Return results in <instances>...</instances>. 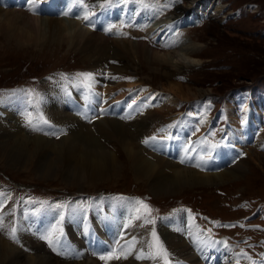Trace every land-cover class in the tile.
I'll list each match as a JSON object with an SVG mask.
<instances>
[{
	"label": "rangeland",
	"instance_id": "374dc122",
	"mask_svg": "<svg viewBox=\"0 0 264 264\" xmlns=\"http://www.w3.org/2000/svg\"><path fill=\"white\" fill-rule=\"evenodd\" d=\"M152 1H155L157 6L164 5L166 9L163 6V10L167 14H171L174 4L181 3L182 0ZM201 1L203 0H193V5L201 13H198L195 22L179 28L183 35L190 38L192 42L197 43L198 49L193 52V57H185L187 65L178 69H176L175 65H172L175 64L174 62H171V64L167 61L162 62L163 59L160 61L156 57L152 60H145L139 56L134 55L132 57L128 55L130 67L124 70L123 73H103L102 75V73L94 72L93 69V72L89 70L90 60L81 52L63 42L61 44H58L57 41L50 42L47 36H40L38 33L35 35L28 28L20 29L22 25L19 23L15 25L18 28H11L14 31L13 33L11 31L8 32L10 35L6 32L3 35L0 29V139L1 135L5 133L2 132V127L6 129L8 124H19L20 122H22L23 127L27 131H25V134H28L27 136L31 138L38 135L57 142L62 137H65L63 135L67 131H60L63 128L55 124L53 119H50L52 115L45 107L44 98L52 95L54 99L58 100L57 106L64 105V111L69 112L73 116L76 115L77 120L85 124L86 131L95 136L96 140L100 141L102 145V141L105 140L103 146L107 145L105 147L115 154L118 162L122 163L121 168L115 172L116 174L109 170L105 172V176L99 175L102 177L92 185H73L65 182L71 179L70 174H68V177L63 178L60 175L54 178H39L32 169L28 168L25 170L19 166H10L8 168L0 163V189L4 187V193L0 195L1 200H3L0 201V218L4 216L7 219L4 223L9 222L8 224L11 225L16 215L23 216L22 219H24L27 215L26 213H31L30 217L35 221L41 218V213H39L41 211L43 218L38 220V224L41 222L42 231L37 225H35V229H31L30 225L27 227L29 221L24 225L28 234L32 235L33 233L30 236V241H36L41 254H46L47 257L54 261L75 259V255H73L74 257H68L65 256L66 254L61 253L59 244L63 237L67 242L74 241L71 233L76 234V232L72 225H75V222L79 220V216L74 215L73 219L72 217L70 218L72 225H70L71 222L69 223L68 220L72 214V208L76 206L80 208V211L82 209L79 215L90 217L89 219L92 223L89 224L90 221L87 218L86 220L80 218L78 226L82 227V223L84 225L86 222L87 227L89 224V226L98 228L97 220L102 218L105 221L102 225L98 223L99 231L96 229L98 232V237L96 238L103 240L105 243L99 246L103 252L101 250L93 251L92 248L87 249V252L92 250L93 254L99 258L101 255H107L108 250L116 248V254L123 256L121 257L122 260L120 258L104 261L99 260V258V261L97 260L100 262L99 264H126L123 261L126 257L120 243L123 235L126 237L130 235L133 239V242H130L127 247L140 248L143 253L148 255V260L138 259L136 261V258H133V260L129 258L131 263L127 262V264H163V258L160 257L157 263H153L154 259L149 255V253L154 254L155 252V249L150 247L154 242L152 237L153 230H155L160 242L167 250L168 260H171V256L172 259L177 260V255L174 253L175 249L169 246L163 229L168 228L171 232L176 230L177 235L181 238L191 237L186 236L189 231L185 232V228L190 225L188 224L189 220L191 218L192 220L194 219L189 217L185 212L187 210L184 209H188L198 219L199 224L205 231H208H206L208 235L216 240L225 241L231 249H234V252L237 253L235 255L246 256L251 264H258L257 259L264 257V148H257L254 144H249V149L244 152L240 147H236V151L233 150V153L243 152L241 160L244 163V168H241L242 172L233 176L230 175V178L222 182H205L195 185L184 184L178 189L173 188L165 190L163 193L155 194L151 191L150 180H146L140 175L138 176L135 169L125 160L121 144L109 133L111 130L110 125L108 126V131L103 129L102 132L98 133V128L95 127L98 115L92 113L85 118L86 120H81L78 118V111L74 114L68 108L70 104L68 95L73 96L74 94V97L81 101L78 97L81 94L80 91H88L89 88H91L88 92L89 95L95 93L98 96H104L105 90H107V94L104 97L98 98L104 100H107L105 97H109V93L114 96V100H123L126 96H130L133 93L136 95L135 92L140 93L143 91L147 95H151L155 91H163L162 86L167 85L168 78L167 75L164 77L165 73L170 76V81H181L183 85H188L201 91L202 94L197 98L202 100L205 109L201 110V113H197L193 110V107L198 105V99H182L174 93H172L173 95L169 94L174 101L179 99L181 105H177V103L176 105H171L173 106L172 108L166 107V103L164 106L162 104L163 107L161 108L154 105L152 111L156 108L154 111L157 116L153 115L154 119L146 124L143 129L146 128L147 133L146 135H141V138L143 137L142 140L136 139L137 142L141 143L146 138L155 137L156 145L158 141H161V152L164 153L167 150L169 151V156L173 157L175 151L173 152L166 145V137H163L165 136L164 133L162 134L161 130H159L161 128L160 122L172 120L173 118L176 121L181 117L186 119V116L189 117L190 114L197 117L203 115L206 109L208 110L207 117L210 118V121L206 122L202 132L206 133L207 127L210 126L207 136L212 139V142L218 141L220 137L221 139L224 138L228 133L227 129H232L233 127V125L229 124V121L234 122L231 119L227 121L224 117L226 116L223 111L225 108L224 103L231 102L233 107L238 105L243 110L246 107L253 109L252 105L264 102V0H212L213 5H219L218 7L221 8L219 12L212 7L205 8L200 5ZM17 4L18 2L11 8L9 5H3V13H8L13 8L18 11L19 6ZM71 17L76 18V16ZM119 30L121 31V36L118 35L116 38L126 41L140 40L145 44L157 45L160 48H158L159 52L170 51L171 48L164 45L173 44L169 43V39L165 40V37L158 39L160 40L159 43L153 42L152 39H149L151 37L145 35L144 31L137 30V28L122 25ZM104 33L110 32L105 31ZM107 61L111 63L112 60L106 59V61L103 60L101 62L103 66L106 65L104 66L106 70H108ZM80 73H92L93 77L89 80L80 76ZM75 76L82 78V80L87 79L89 82L85 83L88 88L83 86L79 79H76L77 82H73ZM135 81L140 82L139 86L136 85L138 82ZM117 84H120L121 87L113 88V90L112 88L109 89V87ZM51 87H55L56 90L51 89ZM16 88L23 89L27 93V97L22 100L26 106H23L22 102H19V104L13 102L10 104V106H14L13 109L7 108L5 110V104H2V99L7 96L6 94L17 90ZM129 90H132L130 91L131 93L128 92ZM122 92L123 95L121 94ZM239 94L243 96L241 101L236 99V95ZM65 95L68 99H66ZM135 97L138 98L140 96ZM136 98L133 99L136 100ZM134 102L129 108H127V104L124 110L125 114L128 110L134 108ZM43 103L44 106H42ZM244 103L246 104L243 105ZM72 108H74L73 104ZM221 110L223 111L222 117L217 119L222 113ZM119 112V110L112 114L109 112L108 118H115ZM13 115L16 119L13 118ZM94 116L97 117L92 120L90 117ZM261 117L262 119L260 120L263 122L260 124L264 128V118L263 116ZM116 119L119 120V117ZM120 119L124 127H128L129 130L133 129V126H130L128 122L130 118L129 120L128 118ZM45 120L48 121V126L44 124ZM183 122L186 123H182V126L188 130L189 123L185 120ZM50 125L55 126V128L50 127ZM15 127L17 128V126L14 125V130H16ZM34 128L42 130L37 131ZM52 132L56 134H50ZM99 134L101 135L100 137ZM194 135L199 136V133ZM134 136L136 135L134 134ZM172 136L171 144L172 141L174 143L177 139V134H172ZM201 137L205 138L204 136ZM154 141L148 144L144 143V147H146L144 151L153 150ZM163 143H165L164 146H162ZM181 143L183 144L184 141ZM209 147L210 144H203L199 157H202V155L203 157L206 156L209 152ZM24 154L27 161L34 165L36 163L52 162V160L56 162V160H61L64 157L63 155H56L52 149H33L32 145L29 146V150L24 151ZM191 155L192 157L196 156L193 153ZM230 156L231 158L233 157L232 154ZM71 165L77 164L72 160L70 163L67 158L62 164H59L61 169H70ZM83 174L86 175L85 173ZM176 189L177 191H174ZM122 200H125L121 203L124 208L128 206L126 202L128 200L138 202L141 218L139 217L123 229L119 228V230H122L119 237V235L115 236V233L119 230L117 225L113 226V224H121L123 220L127 221L129 219L128 214L123 215L122 206H119V210H122V212L116 207L118 206L117 203ZM23 204L30 205L29 207L32 208L33 212L31 210L28 211L27 208L24 210L20 209ZM145 204L148 206L147 209L144 208ZM57 205L61 207H57ZM140 219L141 222L139 223ZM114 220L116 222H113ZM145 220H150L152 223L146 224ZM195 223L197 224L198 222L195 221ZM2 224L0 222V227H2ZM31 225H34L33 222H31ZM70 226L71 229L69 228ZM44 228H48V231H45L47 229ZM85 230L86 228H84ZM79 232L81 234V231ZM49 233L51 235L57 234L52 236L54 241H56L54 244L55 250L49 246L46 240L40 238ZM10 234L11 236L13 235L12 232ZM80 234L78 239L82 240L83 237ZM90 236L91 234H88V236L84 237L85 245L89 242ZM10 241L13 242L11 238ZM104 245H109L112 248L107 249ZM87 247L89 248V246ZM29 249L31 250V247ZM121 252L123 253L121 254Z\"/></svg>",
	"mask_w": 264,
	"mask_h": 264
},
{
	"label": "bare ground",
	"instance_id": "6f19581e",
	"mask_svg": "<svg viewBox=\"0 0 264 264\" xmlns=\"http://www.w3.org/2000/svg\"><path fill=\"white\" fill-rule=\"evenodd\" d=\"M53 1H55L58 6L64 4L67 9H69L71 6L67 3L69 1L74 2L75 5L71 8L72 15L76 17L77 15H79L81 18H70V15L62 17L61 12H57L55 14L50 12L49 8L52 7ZM211 1L212 0H203L200 2V5L204 6L205 8L212 7L213 9H215V11L219 12L221 10V8L218 7L219 5L215 6ZM4 2L6 4L5 6L9 5L10 8L18 2L17 6H19V10L15 11V8H13L10 9L9 12L6 11L8 13H3L2 10L4 9ZM84 4L87 5L86 8L82 7L79 4L78 0H31V2H28V0H0V29L3 32V35L5 34V32L8 33L11 31L13 33L14 29L11 28H18L15 25L19 23L22 25L20 29L28 28L29 31H33L35 35L38 33L40 36H47L48 41L50 42L57 41L58 44H61L63 42L70 47L78 50V52H81V54H83L90 60L89 70L92 71L93 69L94 72L102 73V75L103 73H123L124 70L130 67L128 55L132 57L134 55L139 56L145 60H152L154 59V57H156L160 61L163 59L162 62H174L175 64H171L175 65L176 69L181 67L183 68L184 65H187V62H185V57H193V52L198 49L197 43L192 42L190 38L183 35L181 30L179 29L183 25H189L195 22V18H197L198 13H200L198 9L193 5V0H182L181 3L174 4L173 12H171V14H167L163 10L162 7L164 5L157 6V3L152 0H107V3H105V0H84ZM101 4L105 5V7L100 8L95 6ZM164 8L166 9L165 6ZM93 12L96 14L94 17L95 24L91 25L85 22L82 19V16L85 13ZM120 24L121 26L123 25L131 28H137V30L139 29L141 31H144L145 35L151 37L149 39H152L153 42L159 43L160 40L158 39H160L161 37H165V40L169 39V43H173L171 45L174 46L170 47V51L159 52V47L157 45L153 46L152 44H145L140 40L126 41L121 38H116V36L118 37V35L121 36V31L119 30V28L121 27ZM109 27H111L112 29L111 32L107 34L104 33L105 29ZM106 59L112 60L111 63L107 61L108 70H106V67H104L106 65L103 66L101 63L103 60L106 61ZM166 75L168 78L170 77L168 76V74L164 73V77H166ZM168 78L166 83L167 85L162 86V89H164L165 92L164 90L155 91V93H152L151 95H147L142 91L144 94L142 92H135L136 95L133 93L129 96L128 94L131 93L130 91H132L129 90V93L127 94L128 96H126L123 100H114V96L111 93H109V97H105L107 98V100H104L102 98H98L104 97L105 95L98 96L95 93L89 95L88 93V95L92 98L91 103H94V107H96L97 109L95 115L99 116L97 117V121L95 122L96 126L93 125L98 128L97 132L100 133V131L102 132L103 129L108 131V126H111V130L109 131V133L121 144L122 151L125 154V160H127L130 163L131 167L135 169V172L138 176L140 175L146 180H150L151 191L155 194L163 193L165 190L167 191L173 188L178 189L184 184L195 185L205 182L219 183L224 181L225 179L230 178V175L233 176L238 174L239 172H242L241 168H244V163L241 160V155L243 156V152H238L236 154L233 153V150H235L236 147H240V149L245 152L247 151L246 149H249V144H254V146H257V148H264V128L260 124L263 122L262 120H260L262 119L261 116H263L264 118L263 101L261 104L257 103L252 105L253 109H251V107H246L243 110L240 109L238 105H234L233 107L231 102L227 104L224 103L225 108L223 109V111L226 116H223L227 119V121H229L230 119L234 121H229V124L233 125V127L232 129H227L228 133L226 132L227 135H225L224 138L221 139L220 137V139L215 142H212V139L207 136L210 126L207 127L208 130L206 131V133L202 132V130H204L205 128L206 122L210 121V118L207 117V109L204 111L203 115H199L197 117L190 114L189 117L186 116V119L181 117L176 121L174 118L172 120L169 119L167 121H161V128H159V130H161L162 134L164 133L165 136H169L170 132H172L173 134V132L176 131V134L178 135L175 141L176 144L175 142L173 143V141L171 144V138H165L166 145L170 147V150H173V152L175 151L174 156H169V151L167 150L164 153L161 152V141L158 140L157 145L154 141L153 150L144 151L146 150V147H144V142L140 141L141 143H139L137 142V140L143 139V137L141 138V135H146L147 133L146 128H143L147 123L154 119L153 115L157 116V113H155L154 111L156 108H154V110L152 111V107H154V105L159 106V108L163 107L165 103V106L169 108H172L173 106L171 105H176L177 103V105H179V99H176L174 101V99L169 95L172 93L182 99L189 100L198 99L197 97L202 94L198 89L191 88L188 85H183L181 81H170V78ZM135 82H138L136 83V85L140 83L139 81ZM116 87H121V85L117 84L115 86L109 87V89L112 88L113 90V88L115 89ZM51 89L56 90L55 87H51ZM45 91L47 92V90ZM46 92L45 94H47ZM121 94L123 95V92ZM6 95L7 96L2 99V104H5V110L7 108L13 109L14 106H10L11 103L16 102L17 104H19V102L21 103L22 100L27 97V93L23 89H17L14 92L8 93ZM135 96L140 97L136 98ZM236 97L237 100L241 101V98L243 96L239 94L236 95ZM133 98H136L137 101ZM44 99L46 104L45 107H47V111L52 115V118H49L53 119V122L59 127H62L63 131H67V133L63 135L65 137H62V139L57 142L53 141V139L49 140L38 135L31 138L27 136L28 134H25L26 130L25 127H23L22 122H20L19 124H8L6 129L2 127V132L5 133L1 135L0 139V163L2 165L8 168L10 166H19L21 169L25 170H27L28 168L32 169L33 172L36 173V176L39 178H54L58 175L63 178L68 177V174H70V180H63L73 185H92L102 176H105V172L111 170L113 173H115L118 171V169L121 168L122 163L116 160L115 154L110 149L105 147L107 145L103 146L105 140L102 141V145L100 141L96 140L95 136L86 131L85 124L79 122V120H77V118L75 117L76 115L73 116L69 112L64 111V105L58 107V100L54 99L52 95L45 97ZM82 99L83 98H81L80 100L83 101ZM198 100V103L196 102L198 105L193 107V110L197 113L205 109L202 100ZM133 102L135 103L134 108L128 110L125 114L124 110L126 109L127 104V108H129L132 106L131 104ZM24 103L25 102H22V105L26 106V104ZM158 103L160 104L158 105ZM245 104L246 103H244L243 105ZM145 105L148 107H146ZM42 106H44V103L42 104ZM118 110L120 112L115 118H108L109 112L112 114ZM223 111L221 115L217 117V119L222 117ZM20 117L19 119H21ZM118 117L119 120L116 119ZM13 118L16 119L14 115ZM120 118H128V120L130 118V121L128 122L130 126H133V129L129 130L128 127H124ZM184 120L187 121V123H189V126L192 127V132H188L191 135L189 136V139H186L185 141L181 138L185 135V127L182 126V123H186L183 122ZM14 125L17 126V128L15 127L16 130H14ZM195 133H199V136H195ZM134 134L136 136H134ZM100 136L101 135L99 134V137ZM201 136H204L205 138H202ZM183 141L185 143L192 142L194 146L198 144H210L209 152L204 157L202 155L203 160H201L196 155L197 150L193 147L185 146L184 143H181ZM165 143H163L162 146H164ZM30 145H32L33 149L37 148L38 150L52 149L54 150V153L56 155H63L64 157L61 160H56V162H53L54 160H52V162L36 163L34 165L27 161L25 157L26 155L24 154L25 150H29ZM201 148H203V145ZM184 149L186 151H181ZM201 151L199 150V152ZM181 152H185L186 154H188V156L186 155L187 157H182L184 155L181 154ZM192 153L197 157H192ZM230 154H232V158ZM66 158L70 163L72 160L77 165H71L72 167L70 169H61L59 164H62V162L65 161ZM197 164H199L200 166H197ZM83 173H85L86 175H84ZM99 175L102 176L100 177ZM3 188L0 189V195L4 193ZM177 189L174 191H177ZM1 199L2 198H0V201H3ZM124 201L125 200H122L120 203H117L118 206L116 207L118 208V210L119 206H122L121 203H123ZM126 202L128 206L125 208L122 206L121 209L124 213L122 214H128L129 219L127 218V221L123 220L121 224L114 223L113 226L117 225L118 230L119 228L122 229L128 226L133 221H136L139 217L141 218V213H139L140 210H138L140 208L139 203L135 202L134 200H128ZM29 206L27 204H23L20 209L24 210L25 208H27L28 211L31 210V212H33L32 208ZM122 210L119 211L122 212ZM81 211L79 207L74 206L72 208V214L70 215L68 220L69 223L71 222L70 218L72 217L73 219L74 215H78L79 220L80 218H84L85 220L86 218H90L86 215H79ZM185 212L189 217H193L187 211ZM39 213H41V218L37 219L42 220V212L40 211ZM26 214L27 215L26 217L24 216V219H22L23 216L16 215L14 218V222L11 225L8 224L9 222L4 223L7 221L4 216L0 218V222L3 223L2 227H0V264L100 263L98 261L101 259H99L98 256L96 257L93 254V251L101 250V252H103L99 246H101L104 241L98 238L92 239L91 236L87 245H85L84 241L85 236H87L88 234L92 235L94 233L93 228L95 227L89 226V224L91 223L90 219V222L88 221V227L86 226V222L84 223V225L82 223V227L78 226L79 220L75 222V225H72L73 223L71 222L70 225H72V228H74V231L76 232V234L71 233L72 238L74 237V241L67 242L63 237L59 244L61 253L66 254L65 256L68 257H72L73 255H75V259H70V262L59 260L54 261L47 257L46 254L40 253L36 241H30V236H32L33 233L32 235L30 233L28 234L25 230L24 225L27 223V221H29L27 227L30 225L31 229H35V225H37L38 228L42 231V224L41 222L38 224V220L33 221L32 217H30L31 213ZM31 222H33V226L31 225ZM97 222L102 225L105 221L100 218L97 220ZM113 222L116 221L114 220ZM140 222L141 219L139 220V223ZM98 223V228L96 229L99 231L100 227ZM188 224L190 225H187V227L185 228V232L189 231L187 233L188 235L186 236H191L188 238L179 237L176 230L171 232L168 228L163 229L166 235L165 238H167L169 242V246H172V248L175 249L174 253L177 255V260L173 259L172 264H251L246 256L235 255L237 253H235L234 249H231L229 245L225 243V241L220 239L216 240L208 235V233L201 228L199 223H195V219L192 220L191 218ZM137 225L139 224L137 223ZM69 228L71 229V226ZM84 228H86L85 231ZM12 229L16 230L14 233L15 239H13V235L11 236L10 234L12 232ZM44 229H47L45 231H48V228ZM79 231H81V234ZM70 232L72 231L70 230ZM79 234L81 237H83L82 240L78 239ZM53 235L57 234L54 233ZM10 238L13 240V242L10 241ZM130 242H133V239L130 237V235H128V237L123 235L120 243L122 245L121 248H123L122 251L125 253L124 255L126 257V259L123 260L125 261L124 263L127 264V262H130L129 258L133 260V258H136L137 256L143 257L139 260H148V255L143 253L140 248H133L131 246L127 247ZM65 243L70 245L74 251L72 249L66 250ZM87 246H89V248ZM30 247L31 250L29 249ZM105 247L107 249L112 248L111 246L109 247V245ZM91 248L93 249V251L91 250L87 252V249ZM107 252H109V250ZM123 252H121V254ZM120 256L123 257L122 255ZM159 258L160 257L155 258L153 263H157ZM136 261H138V259ZM258 262V264H264V258L259 259Z\"/></svg>",
	"mask_w": 264,
	"mask_h": 264
},
{
	"label": "snow or ice",
	"instance_id": "6c2138e0",
	"mask_svg": "<svg viewBox=\"0 0 264 264\" xmlns=\"http://www.w3.org/2000/svg\"><path fill=\"white\" fill-rule=\"evenodd\" d=\"M28 2H31V0H28ZM78 2H79V4H80L82 7H85V8L87 7V5L84 4V0H78ZM105 3H107V0H105ZM95 6H96V7H100V8H104V7H105V5H103V4H101V5H95ZM70 14H72L71 9H69L68 11H65V12L63 13V15H65V16L70 15ZM95 15H96V14H95L94 12H93V13H85V14L82 16V19H83L85 22H87V23H89V24H91V25H94V24H95V19H94ZM76 18H81V17H80L79 15H77ZM111 30H112L111 27L105 29V31H108V32H111ZM164 46H165V47H172V46H174V45L167 44V45H164ZM79 75H80V76H83V77H85V78H88L89 80H91L92 77H93V74H92V73H80ZM86 118H87V117H86ZM29 123H31V121H29ZM44 124H48V121L45 120V121H44ZM53 127H54V126H53ZM34 130L40 131V130H42V129H40V128H34ZM60 131L62 132L63 130L61 129ZM46 134H48V133H46ZM50 134L55 135L56 133H55V132H52V133H50ZM154 140H155V137H151V138H146L143 142H144L145 144H148V143H150L151 141H154ZM213 147H214V146H213ZM200 159L203 160V157H201ZM182 162H183V161H182ZM197 166H200V165L197 164ZM141 203H143V202L141 201ZM57 207H61V206H60V205H57ZM144 208L147 209L148 206L145 204V205H144ZM145 223H146V224H147V223H152V221H150V220H145ZM15 231H16L15 229H12V232H13V237H12V238H13V239H15V235H14ZM152 237H153V241H154V242H153L152 245H150V247H153V248L155 249V252H154V254H153V253H149L150 257L153 258V259H155V258H157V257H161V258H163V264H170V261L168 260V253H167V250L164 248L163 244L160 242L159 237L157 236L155 230L152 231ZM40 238L46 240V241L48 242L49 246H50V247H53V249L55 250L54 244L56 243V241H54V239H53L51 233H49L48 235H45V236H41ZM99 258H100L101 260L107 261V260L120 259L121 256H120V255H117V254H116V250L113 249V250H110V251L107 253V255H101ZM136 258H137V259H142L143 257H142V256H137Z\"/></svg>",
	"mask_w": 264,
	"mask_h": 264
}]
</instances>
